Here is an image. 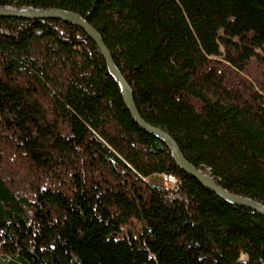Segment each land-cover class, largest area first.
Returning a JSON list of instances; mask_svg holds the SVG:
<instances>
[{
	"label": "trees",
	"instance_id": "16d2710c",
	"mask_svg": "<svg viewBox=\"0 0 264 264\" xmlns=\"http://www.w3.org/2000/svg\"><path fill=\"white\" fill-rule=\"evenodd\" d=\"M0 7L80 15L140 117L223 189L264 205V0ZM0 264H264V216L176 166L81 29L0 18Z\"/></svg>",
	"mask_w": 264,
	"mask_h": 264
},
{
	"label": "water",
	"instance_id": "95a60500",
	"mask_svg": "<svg viewBox=\"0 0 264 264\" xmlns=\"http://www.w3.org/2000/svg\"><path fill=\"white\" fill-rule=\"evenodd\" d=\"M0 18H14L23 20H57L74 25L81 29L96 45L105 62L107 72L114 80V82L118 85L124 105L129 111L134 122L142 130L152 135L157 140L161 141L168 148L176 166L181 171L197 180L204 188L213 192L225 202L232 205L248 208L264 216L263 204L255 202L248 198L231 194L223 189L221 186L216 184V182L210 175L202 172L201 170L190 164L182 155L175 141L165 131L161 130L160 128L151 126L140 117L134 102L132 90L121 75L120 71L115 66L112 56L104 45L101 36L80 15L70 11L55 9L43 10L33 8L0 7Z\"/></svg>",
	"mask_w": 264,
	"mask_h": 264
},
{
	"label": "built area",
	"instance_id": "2783aa9c",
	"mask_svg": "<svg viewBox=\"0 0 264 264\" xmlns=\"http://www.w3.org/2000/svg\"><path fill=\"white\" fill-rule=\"evenodd\" d=\"M162 178H163V181L165 182V183H173V177L172 176H162Z\"/></svg>",
	"mask_w": 264,
	"mask_h": 264
},
{
	"label": "rangeland",
	"instance_id": "374dc122",
	"mask_svg": "<svg viewBox=\"0 0 264 264\" xmlns=\"http://www.w3.org/2000/svg\"><path fill=\"white\" fill-rule=\"evenodd\" d=\"M244 259H245V257H244V256H242V257H241V260L243 261Z\"/></svg>",
	"mask_w": 264,
	"mask_h": 264
}]
</instances>
